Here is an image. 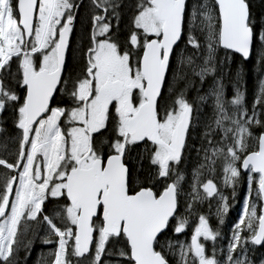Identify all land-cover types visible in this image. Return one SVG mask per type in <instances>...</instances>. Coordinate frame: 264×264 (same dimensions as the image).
I'll list each match as a JSON object with an SVG mask.
<instances>
[{
  "label": "snow or ice",
  "instance_id": "1",
  "mask_svg": "<svg viewBox=\"0 0 264 264\" xmlns=\"http://www.w3.org/2000/svg\"><path fill=\"white\" fill-rule=\"evenodd\" d=\"M81 8L85 34L74 51L82 67L65 77ZM254 48L264 64V16H254L248 0H197L191 9L187 0H0V151L7 154L0 157L7 170L0 176V264H19L20 229L33 224L47 232L45 244L56 245L51 264H71L69 254L77 264H171L169 253L176 264H256L255 250L264 248V131L253 129H264V78L251 110L241 69L230 102L222 83L232 54L248 60ZM208 77L212 85L198 98H213L212 116L201 125L187 92ZM9 119L15 135L3 127ZM193 131L199 147L189 146ZM192 151L203 162L192 171L187 215H177L185 179L179 166ZM221 160L232 198L242 169L248 189L222 259L215 248L221 233L203 214L190 241L166 236L169 229L184 234L193 205L204 199L219 198L224 223L228 197L213 179L201 183L202 170L214 173ZM202 240L214 242L211 255Z\"/></svg>",
  "mask_w": 264,
  "mask_h": 264
},
{
  "label": "trees",
  "instance_id": "2",
  "mask_svg": "<svg viewBox=\"0 0 264 264\" xmlns=\"http://www.w3.org/2000/svg\"><path fill=\"white\" fill-rule=\"evenodd\" d=\"M76 2L79 4L81 2L84 3L85 6L88 4V0H76ZM189 9L192 7V0H187ZM248 2L251 5V11L254 16L257 18L264 16V0H248ZM86 15L85 8L80 9V17L75 22V32L70 37V43L71 47L67 50L66 53V67L63 70V75L65 77L68 76L69 72H71L74 76L78 74L82 67V61L80 60L79 54L74 51V49L79 47L80 44V37L84 35V24L82 23V20L84 16ZM183 44V42L180 43V46ZM179 49H177L178 52ZM223 54V55H222ZM219 56L222 58L224 56V51L219 50ZM258 50L256 48L253 49L251 57L244 61L240 56L236 54H232V62L230 63L229 69L226 70L222 77V83L226 87V89H229L232 85H234L236 80V73L238 69H241V90L245 93V105L246 107L251 110L252 104L255 100V95L258 90V80L261 78H264V64L258 63ZM174 57L172 59V65H173ZM175 67L173 66V70ZM13 71H15V65H13ZM172 71H169L168 73V79L169 82L172 80ZM207 81V80H206ZM196 86H197V79H196ZM204 86V85H202ZM204 88L201 89V91H197L196 87L189 89L187 92V98L190 102L193 103L194 99L199 93H203L202 91ZM163 92L165 98L169 95V85L165 84L163 86ZM57 99L61 98V93L57 92L56 94ZM202 95V94H200ZM65 100L67 97H64ZM174 98V97H173ZM209 101H206V103L203 105L200 115V123L201 125L205 123L209 118ZM211 102V101H210ZM53 106H55V103H53ZM212 110V109H211ZM5 117L9 116V112L4 113ZM62 127H64V124L62 122ZM3 127L7 130L6 134L15 135V130L12 125L11 119L8 120L7 124L3 125ZM194 127H195V121H194ZM200 131H203V128H200ZM264 131V129L260 128H254L253 134L258 136L260 132ZM192 138L189 140V146L191 147L192 143L195 142L196 147H199L200 141L196 138L197 133L196 131H193L191 134ZM194 136V137H193ZM143 147V145H141ZM195 151H192L190 153H185V160L184 162L179 166V171L183 172L185 175V180L189 177L190 171L192 170V167L194 165V159H195ZM7 154L0 151V157H5ZM11 162V160L9 161ZM7 170L0 166V176H3ZM242 179H241V185H242ZM240 192H243V187L240 188ZM55 201H53L51 198L49 202L46 204V209L48 211H51L53 209ZM61 204H63V201H60ZM183 202L180 197V207L177 215H184L183 211ZM212 204L209 200H203L202 202L195 203L193 205V211L195 212L194 216H190L189 219H192V223L197 219V217L200 214L206 215L210 217ZM183 213V214H182ZM187 215V214H186ZM230 217V215H228ZM172 225H175V220L172 221ZM190 230L191 225L188 226L186 232L182 234L183 239H189L190 238ZM21 235L19 236L20 244L18 246V251L16 253L15 258L18 259L19 264H51V262L54 260V250H55V243L51 244H45L43 242V238L47 236V232L44 230H40L37 232L36 226L33 224L32 229L28 231L27 233L24 232L23 227L20 229ZM221 231L224 232V229L221 228ZM222 234V233H221ZM223 235V234H222ZM166 236L171 237L173 240H177V236L169 229L168 233H166ZM53 239H55L53 237ZM161 240L165 242V247L167 250V243L165 240V237H161ZM29 242L30 245H29ZM28 245V247H26ZM111 247V246H110ZM118 247V246H117ZM260 247H257L255 250V253L260 251ZM93 250V249H92ZM261 255L255 254L254 259L261 258ZM69 260L71 261V264H77V259L72 257L69 254ZM169 260L171 261V264H176V258L171 257V253H169ZM86 261V260H84ZM84 261H81L84 262Z\"/></svg>",
  "mask_w": 264,
  "mask_h": 264
},
{
  "label": "rangeland",
  "instance_id": "3",
  "mask_svg": "<svg viewBox=\"0 0 264 264\" xmlns=\"http://www.w3.org/2000/svg\"><path fill=\"white\" fill-rule=\"evenodd\" d=\"M196 2H197V0H192V5ZM183 46L184 45L182 44L180 47L183 48ZM178 52H179V50H178ZM173 66L176 67V58L175 57H174V61H173ZM206 80L207 81L202 84L204 86H202L199 82V79L197 78V86H196L197 91L200 92L201 89L204 88V90L202 91L203 93H199L193 101V103L195 105H197V107L199 108V112L194 113V115L199 116V120L201 119L200 111L206 102H203V103L200 102L198 97L207 94L208 89L212 85V78L211 77L206 78ZM200 94H202V95H200ZM234 94H235L234 85H232L229 89H226V87L224 86V99L226 102H230L231 99L233 98ZM209 99L211 101V102L209 101V105H210L209 116L211 118V116H212V110L211 109H212V105H213V98L210 97ZM226 106L229 108V110H231L230 103L226 104ZM194 154H195V159H194L195 161H194V165L192 167V170L190 171V175L186 180L184 179L181 182L182 193H181L180 197H181V200L183 202L182 206H183L184 215L187 214L185 212V209L187 208V201H189L191 199V196L188 194L191 193V191H192V182H193L192 171L200 163L203 162V160H202L203 153L200 154L199 158L197 157L196 152ZM208 179H213V182L217 185V187L221 191V193L224 196L228 197V202H229V211L224 217V223L220 224V221L217 217V206L219 203V198L217 197L215 199H204V200H209L212 204L211 212L209 215L210 217L205 215L209 219L210 226L214 230L218 229L220 231V233L223 234V235L221 234L220 237L217 239V241H215V248L217 250V258L222 259L221 249H223V250L227 249L228 239L231 236V226L238 219L239 214L242 211L244 197L247 194V190H248L247 189V172L241 171V179H242L243 183L241 185V179H240V182L236 185V187H235V193H236L235 199L232 198V193H233L232 187H228V186L224 185L222 160L217 162V164L215 166V172L214 173H210L207 169L202 170V172H201V183L206 182ZM241 187H243V192H240ZM200 193L202 196L204 195L202 188L200 189ZM228 215H230V217H228ZM189 220H190L189 226L191 225V230H190V234H191L192 228H194V226H195V222L198 221V217H197V219H195V221L193 223H192V219H189ZM221 228L224 229V232L221 231ZM245 235H247V233H245ZM176 236H177V240H184L182 234L176 235ZM188 240L190 241V238ZM202 242L205 243V246L207 248V252L209 255H211L214 242L213 241H203V240H202ZM92 251L94 253V249ZM255 254H257V256L261 255L262 257H264V248H261L260 251L256 252ZM171 257L173 258L172 255H171ZM261 258L256 259V264H259V260ZM81 264H87V260L82 262Z\"/></svg>",
  "mask_w": 264,
  "mask_h": 264
},
{
  "label": "water",
  "instance_id": "4",
  "mask_svg": "<svg viewBox=\"0 0 264 264\" xmlns=\"http://www.w3.org/2000/svg\"><path fill=\"white\" fill-rule=\"evenodd\" d=\"M67 53V52H66ZM235 54V53H234ZM236 55H238V56H240L239 54H236ZM241 57V56H240ZM242 58V57H241ZM243 59V58H242ZM244 60V59H243ZM244 61H246V60H244ZM242 172H246L245 170H241ZM258 247V246H257Z\"/></svg>",
  "mask_w": 264,
  "mask_h": 264
}]
</instances>
